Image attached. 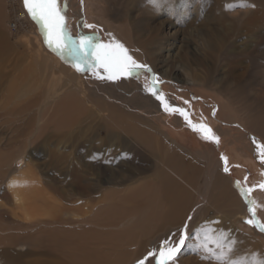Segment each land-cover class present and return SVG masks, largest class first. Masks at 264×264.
<instances>
[{"label":"bare ground","instance_id":"obj_1","mask_svg":"<svg viewBox=\"0 0 264 264\" xmlns=\"http://www.w3.org/2000/svg\"><path fill=\"white\" fill-rule=\"evenodd\" d=\"M101 1L84 0L82 8L88 19L100 22L97 16L101 10L105 13L98 5ZM139 1L146 13L155 6L153 0ZM207 2L182 0L179 11L189 4L203 7ZM254 3L249 6L256 7ZM256 12L241 21V28L257 22ZM75 15L83 16L82 10ZM106 16L102 22L112 24ZM24 24L28 31H23ZM34 24L23 0H0L4 112L0 121L22 109L23 120L27 118L15 129L8 121L3 123L1 130L9 127L5 136L0 131V264H138L165 241L177 243L185 225L192 238L186 240L174 264H213L220 260L217 257L228 261L238 253L246 255L252 244L237 227L245 217V205L230 177L222 174L219 160L210 152H194L191 164L200 161L203 169L197 174L190 168L192 174L186 176L179 163L183 147L150 118L160 109L144 100L140 86L119 82L117 88L134 91V97L127 99L115 94L114 87L89 85L82 73L44 49L39 31L31 32ZM114 27L107 26L109 33L123 42ZM135 33L139 35L134 31L133 38ZM23 39L27 41L24 47ZM124 43L132 53L155 62L153 38L142 46L136 42L139 49L129 41ZM33 95L41 99V105L26 110ZM30 113L37 115L34 122L28 120ZM23 128L28 129L23 131V149L9 154L4 149L13 139L11 134ZM39 142L48 145L39 148L42 153L51 146L47 154L57 164L67 163L66 155L73 154L71 166L56 170L55 182L42 178V172L28 160L27 149L33 145L36 149ZM200 177L203 188L195 203ZM221 214L227 221L218 232L215 224L222 221ZM209 222L214 228L209 229ZM158 258L149 262L154 264Z\"/></svg>","mask_w":264,"mask_h":264},{"label":"rangeland","instance_id":"obj_2","mask_svg":"<svg viewBox=\"0 0 264 264\" xmlns=\"http://www.w3.org/2000/svg\"><path fill=\"white\" fill-rule=\"evenodd\" d=\"M133 1L102 0L98 5L105 10V13L101 10L102 13L97 16L100 22H96L86 17L82 8L84 0H58L65 16L67 35L77 40L80 36H91L93 43L96 44H122L127 49L128 55L151 70L150 72L140 70L131 76H120L115 80L99 79L97 73L100 76L107 75L102 68L96 67L93 70L81 62L84 70L79 72L89 85H102L108 89L114 87L115 94L118 93L127 99L134 97V91L129 88H117L116 85H119V82L125 85L130 82L139 85L144 100L149 102V105H157L160 109L158 113H151L150 118L152 117L159 127L167 131L169 136L183 147L179 153L181 156L179 163L182 166L181 172L184 171L186 176L192 174L190 168L196 170V173L203 169V163L200 161L191 164V154L194 152H210L219 160L222 174L230 177L232 188L245 205V217L237 227L252 245H249L251 250L246 251L248 255L251 253V256L238 253L231 256V260H219L213 264H226V262L229 264V261H235L236 264H252L254 257L256 260H264V232L259 230V226L247 223L248 220L253 219L252 213L249 212V208L252 207L255 211L256 223L264 226V188L261 187L264 185V156H262L264 153V0H250L257 4V8L250 7L249 4H253L247 0L216 2L208 0L203 7H193L189 4L184 10L182 8L181 12L179 9L182 0H171L169 3L163 2L160 6L148 8L147 13L146 10L144 11L145 8L140 7L139 0L137 2L135 0V4ZM243 4H246V7L241 8ZM76 10H82L83 16L77 17ZM253 11H257V22L254 21L251 25L241 28V21L249 17ZM105 16L112 20V24L102 22ZM131 23L133 25L137 23L134 25L135 28ZM113 24L116 26L115 33L118 32L124 38L123 42L109 33L107 26ZM32 28L34 30H31L32 33L39 31L47 52L55 53L62 63L76 70L74 64L77 63V58L68 53L61 54L54 46L50 47L46 43L43 28L36 22ZM26 29L27 26L24 24L23 31H28ZM134 31L139 33V35L135 33L136 38L132 35ZM25 33L30 34V31L24 32L23 36ZM258 35L260 36L257 39ZM12 38L16 40L15 33H12ZM151 38L154 42L153 47L157 48L154 63L140 54L132 53L124 43L129 41L139 49L136 42L137 45L142 46ZM25 42L26 39H23V47ZM88 60L95 63L92 56H89ZM31 98L34 100L28 104L26 110H34L41 105L39 97L36 99L33 95ZM1 101L0 98L2 120L4 112L1 110ZM21 104L23 105V102ZM165 105L168 106V110H165ZM174 109L183 110L184 115ZM22 111L19 114L14 110V115L4 119L5 122L8 121L9 127L15 129L14 126L27 119L23 120ZM36 117V114L30 113L28 120L34 122ZM188 121L197 127L204 125L211 129V135L218 138V142L214 139H205V134L193 130ZM5 122L0 121V131L3 136L9 131V127L1 130ZM15 131L14 135L11 134L13 139H10L6 146L8 148L4 149L10 151L9 154L23 149V131L28 132V129ZM39 143L40 146L38 145L36 149L35 145L30 150L27 149L28 160L42 172V178L55 182L56 170L64 171L71 166L70 157L73 154L66 155L68 165L63 162L57 164L55 157L47 154L51 146L42 153L39 148L41 150L48 145ZM13 168L17 169L18 164L13 165ZM202 181V177L198 178L195 186L193 198L195 203L203 188ZM242 192L247 195H242ZM220 216L223 217L222 221L215 224L219 228L218 232L227 221L223 214ZM210 223H208L209 229L214 228V224L210 225ZM153 258L155 257L147 256L143 259L144 264H152L149 260ZM154 264H157V261Z\"/></svg>","mask_w":264,"mask_h":264},{"label":"snow or ice","instance_id":"obj_3","mask_svg":"<svg viewBox=\"0 0 264 264\" xmlns=\"http://www.w3.org/2000/svg\"><path fill=\"white\" fill-rule=\"evenodd\" d=\"M163 2L164 0H153V4L156 6H160ZM23 4L26 13L33 21L43 28L46 43H48L50 47L54 46L61 54L68 53L77 58V63L74 64L77 71L84 70L82 64L88 65V67L93 70L99 67L102 68L107 75L100 76L97 73V78L108 80H115L120 76L128 77L140 70L147 72L151 71L146 65L139 64L128 55L127 49H125L122 44H96L93 43V38L91 36H80L77 40L67 35L65 16L59 7L58 0H23ZM87 27L92 26L87 25ZM89 56L94 57V64L88 60ZM153 94L155 95V93ZM165 110H168L167 105H165ZM174 111H179L181 115H184L183 110L174 109ZM185 119L187 120V117H185ZM188 122L193 130L203 132L205 134V139H214L218 142V138L211 135V129L204 125L197 127L191 124V121ZM258 147L260 146L258 145ZM262 156H264V153H262ZM225 170L227 171V169ZM261 187L264 188V185H261ZM248 191L250 192L251 189ZM242 195H247V193L242 192ZM249 212L252 213L253 219L248 220L247 223L253 226H259V230L264 232V226L258 225L255 221L254 208L250 207ZM186 229L187 226L185 225V231L181 233L177 243L170 245L168 241H165L164 245L161 246L157 252L149 253L150 256L159 257L157 264H174L177 255L185 246L186 240L192 238V234L188 233ZM204 247L205 251L211 252L206 245H204ZM213 255L215 254L213 253ZM217 259L223 261V257H217ZM138 264H144V261H139ZM229 264H236V262L231 261ZM252 264H264V260H256L254 257Z\"/></svg>","mask_w":264,"mask_h":264}]
</instances>
